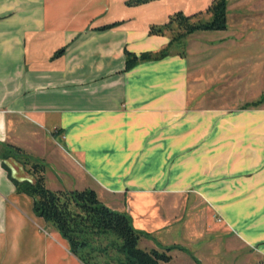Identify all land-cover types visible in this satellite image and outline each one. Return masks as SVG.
Instances as JSON below:
<instances>
[{"label": "crops", "instance_id": "crops-1", "mask_svg": "<svg viewBox=\"0 0 264 264\" xmlns=\"http://www.w3.org/2000/svg\"><path fill=\"white\" fill-rule=\"evenodd\" d=\"M124 1L0 0V146L41 159L49 189L121 195L118 211L150 235L138 239L150 241L144 249L184 229L172 264H229L226 237L234 264H264V100L244 106L264 91V0L247 9L226 0L225 29L194 31L126 71L124 49L167 45L150 25L203 13L211 0ZM205 208L224 231L193 240V215ZM0 264H81L1 160Z\"/></svg>", "mask_w": 264, "mask_h": 264}, {"label": "trees", "instance_id": "trees-1", "mask_svg": "<svg viewBox=\"0 0 264 264\" xmlns=\"http://www.w3.org/2000/svg\"><path fill=\"white\" fill-rule=\"evenodd\" d=\"M151 0H125L126 5H137ZM226 0H211L203 13L183 14L176 11L160 25H150L148 34L169 37L167 45L157 51L135 54L126 49L124 68L126 71L136 63L160 59L168 54V46L175 40L194 31L223 30L226 27ZM203 14L206 17H202ZM114 25H102L98 29ZM62 48L56 50L57 56ZM260 97L247 105H257ZM0 151L1 167L6 171L17 193L31 198L32 212L52 226L66 241L68 250L81 264H163L170 260V250L182 249L176 244L158 245L149 249L139 247L140 237H149L147 232L136 229L126 211H118L100 201L91 188L52 190L45 186V164L26 153L18 146L3 143ZM18 161L30 179H15L10 175L4 159ZM99 256V257H98Z\"/></svg>", "mask_w": 264, "mask_h": 264}, {"label": "rangeland", "instance_id": "rangeland-1", "mask_svg": "<svg viewBox=\"0 0 264 264\" xmlns=\"http://www.w3.org/2000/svg\"><path fill=\"white\" fill-rule=\"evenodd\" d=\"M241 4L244 5V7L247 9L249 4H251V2H250V0H244L243 2H241ZM202 17H206V16H204V14H203ZM168 39H169V37H168ZM179 44H180V40H175L173 42V47H178ZM1 149H2V146H0V151H1ZM4 163L9 168L10 175L11 176L12 175L15 176L13 166L16 165V164H20V163L18 161L14 160V159H11V158L4 159ZM50 167L53 169V173H55L57 176L61 177V173L65 174L66 177L68 176V178H65L66 180L67 179L71 180V181L73 180V182L75 184H77V180L76 179H72L70 177V175H68L67 173H63L59 168H58V170L54 169L51 164H50ZM45 186L46 187L52 186V183H50V181L47 180V182L45 183ZM78 186H80V185L78 184ZM96 195L104 204L108 205L109 207L114 208L115 210H122L121 207H120V205H123V201H122L123 198H122L121 195H119V194L112 195L110 193L106 194L105 192L102 193L101 191H99V189L97 190V194ZM165 202H166L167 205H172V202L169 199H166ZM182 218H185V214L183 215ZM193 218L195 220L194 223H193V229L188 234V236L191 237L193 240L194 239L195 240H197V239L199 240L201 236H202L201 238L203 239V241L206 240L207 238H209L210 236H218V235L222 236V231H224V230H222L217 225L218 224L217 223L218 220L212 215V213H211V211L209 209L205 208L204 212H201V211L198 210V212L193 215ZM172 233H173V235H170ZM180 233H181V235L179 233H176V232H170V233L166 232V233H164V235L156 234V238L158 239V241H156V242L159 243V244L180 243L181 242L180 240L184 238V234H185L184 233V229L180 230ZM224 240H225V242H224L223 245H221L220 242H219V249L220 250H224L225 259L227 260V262L229 264H234V262H236V259L234 257H230V254H229L231 251H233L235 249L234 248V243L231 242V240H229V238H227V237ZM198 243H200V242H198ZM149 244H150L149 240L148 241L147 240H141V242L138 243V245L141 248L142 247L146 248V246H148ZM195 244H197V242L193 243L194 246H195ZM201 244L203 245V242H201ZM176 245H178V244H176ZM177 249H179V248H177ZM201 249L202 248L200 247L199 250H201ZM193 250H194V252H193L194 255L199 257L200 256V251L198 249H195V248ZM174 252H175V250H171L169 252L170 258H171V254L173 255ZM233 260H234V262H233ZM163 264H172V262L168 261V262H165ZM225 264H227V263H225Z\"/></svg>", "mask_w": 264, "mask_h": 264}, {"label": "built area", "instance_id": "built-area-1", "mask_svg": "<svg viewBox=\"0 0 264 264\" xmlns=\"http://www.w3.org/2000/svg\"><path fill=\"white\" fill-rule=\"evenodd\" d=\"M218 220V219H217Z\"/></svg>", "mask_w": 264, "mask_h": 264}]
</instances>
